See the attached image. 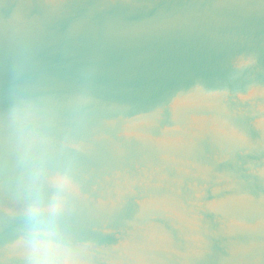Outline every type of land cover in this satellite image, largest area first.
Wrapping results in <instances>:
<instances>
[{
    "label": "water",
    "instance_id": "obj_1",
    "mask_svg": "<svg viewBox=\"0 0 264 264\" xmlns=\"http://www.w3.org/2000/svg\"><path fill=\"white\" fill-rule=\"evenodd\" d=\"M18 80L91 97L71 135L92 264H264V0H0V98Z\"/></svg>",
    "mask_w": 264,
    "mask_h": 264
},
{
    "label": "clouds",
    "instance_id": "obj_2",
    "mask_svg": "<svg viewBox=\"0 0 264 264\" xmlns=\"http://www.w3.org/2000/svg\"><path fill=\"white\" fill-rule=\"evenodd\" d=\"M91 102L86 92L59 100L26 80L0 98V193L14 203L18 264H92L95 244L78 215L82 143L71 135Z\"/></svg>",
    "mask_w": 264,
    "mask_h": 264
}]
</instances>
